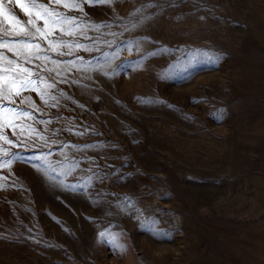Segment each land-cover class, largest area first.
Wrapping results in <instances>:
<instances>
[{"label":"rangeland","instance_id":"1","mask_svg":"<svg viewBox=\"0 0 264 264\" xmlns=\"http://www.w3.org/2000/svg\"><path fill=\"white\" fill-rule=\"evenodd\" d=\"M69 14L82 22L63 37L72 54L25 65L56 100L25 92L36 108L14 106L31 118L0 140V162L12 160L0 168V264H264V0Z\"/></svg>","mask_w":264,"mask_h":264},{"label":"snow or ice","instance_id":"2","mask_svg":"<svg viewBox=\"0 0 264 264\" xmlns=\"http://www.w3.org/2000/svg\"><path fill=\"white\" fill-rule=\"evenodd\" d=\"M8 2L11 3L12 0H8ZM111 2L112 0H47L45 3L43 0H29V3L25 4L16 0L26 18L25 23L15 17H9L4 0H0V15H3L8 21V27L0 31V140H3L5 144H12L13 141L8 138L4 129H14L16 126L14 121L22 116L31 118L30 111L14 106L17 103V98H19L20 104L30 105L33 109L36 108L35 102L32 101L31 96L24 95L25 92H36L45 103L49 99L56 100V97L48 91L55 88V84L47 82L32 68L25 65L32 64L34 59L41 61L51 59L48 55H41L42 52L50 51L61 56L71 55V51L65 53L62 49H73V44L65 41L63 37L74 36L82 26V22L69 13L73 11L83 12L84 4L91 6L110 4ZM51 5H61L67 11H61ZM95 27L99 28L100 25H95ZM40 41L46 42L48 47L42 48ZM75 49L87 50L84 45L79 43L75 44ZM7 52H11L12 57L8 56ZM149 55H155V53H149ZM216 59L218 60L220 57ZM52 63L56 64L57 61L52 60ZM48 71H52V69H48ZM55 106L53 104V107ZM43 138L41 137V139ZM0 153L7 156L9 150L0 145ZM11 164V159L3 160L0 162V168H10ZM2 187L3 185H0V188ZM127 202H130V199ZM137 211L141 212V216H138L137 219L142 227L154 235L161 231L158 219L144 217L142 210L138 208ZM100 236L110 237L115 243V237L108 232H102ZM115 246L122 248V245L119 244H115Z\"/></svg>","mask_w":264,"mask_h":264}]
</instances>
